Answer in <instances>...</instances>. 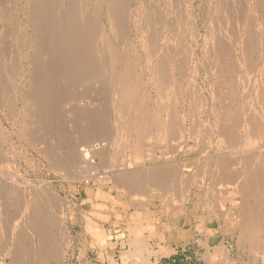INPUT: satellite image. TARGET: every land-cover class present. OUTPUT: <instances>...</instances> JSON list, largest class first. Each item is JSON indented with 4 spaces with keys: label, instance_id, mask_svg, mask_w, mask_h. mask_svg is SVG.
<instances>
[{
    "label": "rangeland",
    "instance_id": "rangeland-1",
    "mask_svg": "<svg viewBox=\"0 0 264 264\" xmlns=\"http://www.w3.org/2000/svg\"><path fill=\"white\" fill-rule=\"evenodd\" d=\"M110 1L0 0V264H264V0Z\"/></svg>",
    "mask_w": 264,
    "mask_h": 264
},
{
    "label": "bare ground",
    "instance_id": "bare-ground-1",
    "mask_svg": "<svg viewBox=\"0 0 264 264\" xmlns=\"http://www.w3.org/2000/svg\"><path fill=\"white\" fill-rule=\"evenodd\" d=\"M74 1H75V0H74ZM111 1H112V0H111ZM111 1H110V2H111ZM66 2H67V1H66ZM69 2H70V1H69ZM80 2H81V1H80ZM67 3H68V2H67ZM71 3H72V2H71ZM76 3H78V1H77ZM65 4H66V3H65ZM65 4H64V5H65ZM68 4H69V3H68ZM69 5L71 6V4H69ZM72 5H73V4H72ZM75 5H76V4H75ZM78 5H79V4H78ZM56 6H57V5H56ZM68 7H69V6H68ZM73 7H74V6H73ZM71 9H72V8H71ZM73 9H75V8H73ZM75 11H76V10H75ZM78 11H79V10H78ZM67 12H68V11H67ZM79 14H80V13H79ZM76 15H77V14H76ZM82 15H83V14H82ZM53 16H54V15H53ZM57 16H58V15H57ZM60 17H61V15H60ZM63 17H65V16H62L61 18H63ZM66 17H67V16H66ZM73 17H74V16H73ZM73 17H72V18H73ZM43 18H44V17H43ZM50 18H51V17H50ZM58 19H59V18H58ZM58 19H57V20H58ZM79 19H80V18H79ZM86 19H87V18H86ZM35 20H36V19H35ZM46 20H47V19H46ZM46 20H45V21H46ZM48 20H49V19H48ZM51 20H53V19H51ZM61 20H62V19H61ZM63 20H65V18H63ZM63 20H62V21H63ZM73 20H74V18H73ZM73 20H72V21H73ZM39 21H41V20L39 19ZM58 21H60V20H58ZM65 21H66V20H65ZM72 21L70 20V22H72ZM79 21H80V20H79ZM37 22H38V21H37ZM43 22H44V21H43ZM50 22H51V21H50ZM52 22H53V21H52ZM70 22H69V23H70ZM41 23H42V22H41ZM47 23H48V22H47ZM60 23H62V22H60ZM63 23H64V22H63ZM83 23H85V22H83ZM83 23H82V24H83ZM57 24H58V23H57ZM66 24H67V22H66ZM72 24H74V23H72ZM80 24H81V22H80ZM80 24H79V25H80ZM85 24H86V23H85ZM85 24H84V25H85ZM87 24H88V22H87ZM89 24H90V23H89ZM89 24H88V26H89ZM60 25H61V24H60ZM63 25H64V24H63ZM67 25H68V24H67ZM67 25H66V26H67ZM75 25L77 26V23H76V22H75ZM79 25H78V27H80ZM149 25H150V24H149ZM46 26H48V24H46ZM51 26H52V25H51ZM72 26H73V25H72ZM81 26H82V25H81ZM85 26H86V25H85ZM85 26H84V28H85ZM53 27H54V26H53ZM61 27H62V26H61ZM63 27H64V28H63ZM63 27H62V30H64V29H65V30H68V29H69L68 27H66V28H68V29H66V28H65V25H64ZM89 27H92V26H89ZM95 27H96V26H95ZM149 27H151V26H149ZM73 28H74V26H73ZM73 28L71 27V30H72ZM80 28H81V30H82V27H80ZM86 28H88V27H86ZM92 28H93V27H92ZM92 28H91V30H93ZM51 29H52V28H51ZM53 29H54V28H53ZM59 29H60V28H59ZM74 29H76V28H74ZM89 29H90V28H89ZM148 29H149V28H148ZM152 29H153V27H152ZM55 30H56V28H55ZM65 30H64V31H65ZM71 30H70V33H71ZM78 30H79V29H78ZM83 30H85V29H83ZM95 30H96V29H94V31H95ZM49 31H50V30H49ZM49 31H48V32H49ZM64 31H63V32H64ZM68 31H69V30H68ZM68 31H67L66 34H64L65 37H67ZM73 31H75V30H73ZM150 31H151V30H150ZM51 32H53V31L51 30ZM61 32H62V31H61ZM78 32L80 33V30H79ZM84 32H85V34H84ZM84 32H83L84 35H87V34L89 35L90 33L92 34L91 31H90L89 33L87 32V34H86V31H84ZM95 32H96V31H95ZM53 33H54V32H53ZM64 33H65V32H64ZM76 33H77V32H76ZM79 33H78V36H77L78 38L80 37V36H79ZM93 33H94V32H93ZM61 34H62V33H61ZM80 34H81V33H80ZM91 34H90V35H91ZM149 34H150V33H149ZM55 35H56V34H55ZM72 35H75V33H74V34L72 33ZM76 35H77V34H76ZM76 35H75V36H76ZM94 35L96 36V34H94ZM52 36H53V34H52ZM68 36H69V35H68ZM61 37H62V36H61ZM70 37H71V36H70ZM70 37H69V39H71ZM85 37H86V36H85ZM87 37H88V36H87ZM92 37H93V34H92L91 38H92ZM63 38H64V37H63ZM67 38H68V37H67ZM75 38H76V37H75ZM75 38L73 37V39H75ZM78 38H77V39H78ZM81 38H82V35H81ZM69 39H68V40H69ZM77 39H76V40H77ZM79 39H80V38H79ZM83 39H84V38H83ZM83 39H82V40H83ZM68 40H67V41H68ZM71 40H72V39H71ZM71 40H70V41H71ZM84 40H85V39H84ZM87 40L89 41V40H90V37H89ZM92 40H93V39H91V41H92ZM97 40H98V39H97ZM151 40H152V38H151ZM78 41H79V40H78ZM88 41L86 42V44L90 42V41H89V42H88ZM72 42H73V40H72ZM72 42H70V44H69V42H68L67 45H71ZM84 42H85V41H83V43H84ZM96 42H97V41L94 42L95 45H101V44H102L101 42H100L101 44H100V43L98 44V43H96ZM63 43H64V42H63ZM74 43H76V42H74ZM74 43H73V44H74ZM77 43H78V42H77ZM77 43L74 44L76 47L78 46ZM104 44H105V43H104ZM80 45H81V46L83 45V44H81V40H80ZM65 46H66V45H65ZM75 46L72 47V45H71V47H72L71 49H73V50L71 51V53L74 52V53H72V55L75 54V52H76V51H74V49L76 48ZM87 46H88V45H87ZM92 46H93V44L91 45V47H92ZM102 46H104V45H102ZM102 46H100V47H102ZM105 46H106V45H105ZM66 47H67V46H66ZM79 47H80V46H79ZM79 47H77V48H79ZM94 47H95V46H94ZM64 48H65V47H64ZM67 48H68V47H67ZM80 48H81V47H80ZM82 48L85 49V52H88V53H89L90 50L88 49V51H86L87 48H86L85 46L82 47ZM92 48H93V47H92ZM92 48H91V51H92V52L95 51V50H94L95 48H94L93 50H92ZM96 48H97V47H96ZM98 48H99V46H98ZM98 48H97L96 50H98ZM104 48H106V47H104ZM106 49H107V48H106ZM106 49H103V48H102V50H101V49H100V50H101V51H103V50L105 51ZM69 50H70V49L66 50V52H68ZM82 50H83V49H82ZM108 50H109V49H107V53H108ZM78 51H80V52H79L80 55H79V53H78V55H79L78 57L80 58V56H81V52H82V51H81L80 49H79ZM104 51H103V53H104ZM97 52H98V51H96L95 53H97ZM99 52H100V51H99ZM71 53H69V56H70ZM88 53H87V54H88ZM109 53H110V52H109ZM111 53H112V52H111ZM85 54H86V53H85ZM91 54H92V53H91ZM91 54H90V55H91ZM97 54H98V53H97ZM97 54H96V55H97ZM99 54H100L99 56L101 57V53H99ZM105 54H106V52L104 53V55H105ZM67 55H68V54H67ZM93 55H94V54H92L91 56H93ZM110 55H111V54H110ZM115 55H116V54H115ZM82 56H84V51H83V53H82ZM87 56H89V54H88ZM94 56H95V55H94ZM102 56H103V55H102ZM107 56H108V55H107ZM112 56H113V55H112ZM112 56L110 57V59H112ZM73 57H75V55H74ZM76 57H77V54H76ZM84 57H86V55H85ZM89 57H90V56H89ZM114 57H115V56H113V58H114ZM116 57H117V56H116ZM116 57H115V58H116ZM69 58H70V57H69ZM79 58H78V60H79V62H80L81 60H80ZM90 58H91V57H90ZM97 58H98V56H97ZM101 58H102V57H101ZM101 58H100V59H101ZM103 58H104V56H103ZM105 58H106V55H105ZM105 58H104V61H103L104 63H106L105 60H107V58H106V59H105ZM70 59H71V58H70ZM72 59H74V58H72ZM83 59H84V61H86L85 58H83ZM83 59H82V60H83ZM91 59H93V60H99V58L96 59V56H95V59H94L93 57H92ZM67 60H68V59H67ZM78 60L75 59L76 62H78ZM87 60H89V58H88ZM101 60H103V59H101ZM108 60H109V59H108ZM108 60H107V62H108ZM114 60H115V59H114ZM70 61H71V60H70ZM84 61H83V63H84ZM109 61H111V60H109ZM112 61H113V60H112ZM73 62H74V61H73ZM79 62H78V63H79ZM86 62H87V61H86ZM88 62H89V61H88ZM88 62H87V63H88ZM95 62H96V61L92 62V60H91V64L94 63V64H93L94 67H96V63H95ZM98 62L101 63L100 61H97V63H98ZM70 63H71V62H70ZM99 63H98L97 65H99ZM108 63H109V64H108V67H111V66H110L111 63H110V62H108ZM71 64H72V63H71ZM79 64H80V63H79ZM79 64H77L76 67H78ZM81 64H82V63H81ZM91 64H90V63L88 64L89 67H90ZM101 64H102V63H101ZM101 64H100V65H101ZM113 64H114V61H113ZM75 65H76V63H75ZM84 65H85V64H84ZM86 65H87V64H86ZM93 65H92V66H93ZM105 65H106V64H105ZM105 65H104V66H105ZM114 66H115V65H114ZM79 67H80V65H79ZM94 67H93V68H94ZM98 67H99V66H98ZM102 67H103V66H102ZM102 67H101V68H102ZM108 67H107V68L105 67V68L108 69ZM161 67H162V66H161ZM82 68H84V70H85L87 67H85V66L83 67V66H82ZM90 68H92V67H90ZM111 68H112V67H111ZM111 68H110V69H111ZM38 69H39V68H38ZM46 69H47V68H45V70L43 69V71H46ZM79 69L81 70V68H79ZM103 69H104V68H103ZM113 69H114V68H113ZM72 70H74V69H72ZM87 70H88V68H87ZM43 71H42V72H43ZM77 71H78V70H77ZM82 71H83V70H82ZM82 71H81V72H82ZM85 71H86V70H85ZM107 71H108V70H107ZM74 72H75V71H74ZM111 72H112V71H111ZM113 72H114V71H113ZM127 72H128V71H127ZM49 73H50V72H49ZM114 73H115V72H114ZM36 74H37V73H36ZM46 74H48V73H45L43 77L41 76L40 80H39L38 83L36 84V85H37V88H38V89H37V90H38L37 92H39L40 94H41V93H42V94L45 93L46 90H49V87L51 86V85H50L51 83H49L50 80H48L49 78L46 76ZM124 74H125V73H124ZM124 74H123V75H124ZM129 74H130V72H129ZM41 75H42V74H41ZM113 75H114V74H113ZM123 75H122V76H123ZM125 75H126V74H125ZM37 76H39V75H37ZM111 76H112V75H110V77H111ZM126 76H127V75H126ZM126 76H125V77H126ZM35 77H36V76H35ZM110 77H109V78H110ZM114 77H115V75H114ZM129 77H130V75H129ZM37 78H38V77H37ZM115 78H116V77H115ZM52 79H53V78H52ZM52 79H51V80H52ZM130 79H131V78H130ZM37 80H38V79H37ZM120 80H121V79H120ZM127 80H129V79H127ZM123 81H124V80H123ZM125 81H126V80H125ZM129 81H130V80H129ZM129 81H128V84H129ZM131 81H133V80L131 79ZM36 82H37V81H36ZM108 82H110V81H108ZM133 82H134V81H133ZM104 83H105V82H104ZM106 83H107V81H106ZM114 83H115V82H114ZM126 83H127V81H126ZM122 84H123V83H122ZM122 84H121V85H122ZM131 84H132V82L130 83V85H131ZM133 84H135V82H134ZM133 84H132V85H133ZM48 85H49V87H48ZM107 85H108V84H107ZM116 85H118V84H116ZM116 85L113 84L112 87H113V86H116ZM123 85H124V84H123ZM130 85H129V86H130ZM127 86H128V85H127ZM35 87H36V86H35ZM51 87H52V86H51ZM51 87H50V88H51ZM105 87L108 88V86H105ZM121 87H122V86H121ZM134 87H135V85H134ZM134 87H131V88H133V89L130 88V89H131V92H132V90H134ZM109 88H110V85H109ZM109 88H108V89H109ZM113 88H116V87H113ZM117 88H118V87H117ZM124 88H125V87H124ZM124 88H123V90H124ZM137 88H138V86H137ZM34 89H35V88H34ZM130 89H128V90H130ZM32 90H33V89H32ZM35 90H36V89H35ZM35 90H34V92H35ZM44 90H45V92H44ZM112 90H114V89H112ZM116 90H117V89H116ZM123 90H121V91H123ZM126 91H127V89H126ZM49 92H50V91H49ZM109 92H110V91H109ZM115 92H116V91H115ZM119 92H120V91H119ZM138 92H139V91H138ZM31 93H32V91H31ZM35 93H36V92H35ZM35 93H34V94H35ZM50 93H51V92H50ZM112 93H114V92H112ZM120 93H121V92H120ZM120 93H119V94H120ZM122 93H123V94H122ZM122 93H121L122 96H124V93H125V92L123 91ZM128 93H129V92H128ZM133 93H135V91H134ZM37 94H38V93H36L35 95H37ZM40 94H39V96H41V99H42L43 96L40 95ZM47 94H49V93H47ZM114 94H115V93H114ZM135 94H136V93H135ZM125 95H126V94H125ZM129 95H130V94H129ZM129 95H126V96L129 97ZM39 96H35V97H39ZM46 96H48V95H46ZM46 96H45V94H44V97H46ZM50 96H51V94H50ZM111 96H113V95H111ZM132 96H134V98H135V95L132 94ZM114 97H115V96H114ZM118 98H119V97H118ZM120 98H121V95H120ZM124 98H125V96H124ZM124 98H121V100H122V99L124 100ZM112 99H113V98H112ZM129 99H130V97H129ZM132 99H133V98H132ZM132 99L129 101L128 98H127L128 101H126V107L123 106V107H124L123 111L125 110V108H127L128 102H130L129 106L131 105V101H134V100H132ZM37 100H38V99H37ZM39 100H40V97H39ZM43 100H44V102H45V99H43ZM118 100H119V99H118ZM125 100H126V98H125ZM141 100H142V99H141ZM142 101H143V100H142ZM38 102H39V101H38ZM40 102H42V101L40 100ZM40 102H39V103H40ZM116 102H117V101H116V99H115V102H114V103H116ZM118 102H120V101H118ZM123 102H124V101H123ZM45 103H47V102H45ZM112 103H113V102H112ZM143 103H144V101H143ZM42 104H44V103L42 102ZM42 104H41V106H43ZM49 104H50V102H49ZM120 104H121V103H120ZM120 104H119V105H120ZM139 104H140V103H139ZM139 104H138V106H139ZM44 105H45V104H44ZM113 105H114V104H113ZM117 105H118V104H117ZM119 105H118V107H120V106L123 105V104H121L120 106H119ZM129 106H128V107H129ZM131 106H132V105H131ZM115 107H117V106H115ZM123 107H122V108H123ZM141 107H142V106L140 105V109H141ZM143 107L145 108L144 105H143ZM143 107H142V108H143ZM109 108H110V107H108V109H109ZM131 108H132V107H131ZM49 109H50V108H49ZM115 109H116V108H115ZM127 109L129 110V108H127ZM127 109H126V110H127ZM140 109H139V111H142V110H140ZM112 110H113V109H112ZM136 110H137V108H136ZM145 110H146V108H145ZM50 111H51V110H50ZM115 112H116V111H115ZM115 112H113V115H114V116H115V114L117 113V112H116V113H115ZM120 112H121V111H120ZM127 112H128V111H126V113H127ZM129 112H130V111H129ZM129 112H128V113H129ZM134 112H135V111H134ZM143 112H145V111L143 110ZM143 112H142V113H143ZM104 113H105V112H104ZM126 113H125V111H124L123 114L127 115ZM95 114H97V113H95ZM98 114H99V113H98ZM98 114H97V115H98ZM120 114H121V113H120ZM123 114H122V115H123ZM135 114H136V113H135ZM140 114H141V113H140ZM140 114H138V115H140ZM113 115L111 114L112 118H114ZM122 115H121V116H122ZM125 115H123V116L125 117ZM142 115H143V114H142ZM121 116H120V118H123V117H121ZM140 116H141V115H140ZM96 117H97V116H96ZM104 118L107 119V117H104ZM139 118H140V120H141L142 117H139ZM99 119H100V118H99ZM108 119H109V118H108ZM114 119H115V118H114ZM114 119H113V120H114ZM116 119H117V118H116ZM118 119H119V118H118ZM127 119H128V118H127ZM136 119H137V118H136ZM147 119H148V118H147ZM147 119H146L145 121H147ZM92 120H93V119H92ZM96 120H97V118H96ZM140 120H139V121H140ZM148 120H149V119H148ZM82 121H84V120H82ZM89 121H90V120H89ZM99 121H100V120H98V122H99ZM118 121H119V120H118ZM80 122H81V121H80ZM86 122H87V121H86ZM105 122H106V121H105ZM105 122H104V123L102 122V123L105 125L108 121H107L106 123H105ZM83 123H84V122H83ZM114 123H115V122H114ZM120 123H121V121H120ZM120 123H119V124H120ZM138 123H139V122H138ZM87 124H88V122H87ZM95 124H96V123H95ZM103 124H102V125H103ZM108 124H109V123H108ZM115 124H116V123H115ZM117 124H118V123H117ZM122 124H123V123H122ZM128 124H129V123H128ZM145 124H146V123H145ZM147 124H148V123H147ZM84 125H85V124H84ZM104 125H103V127H104ZM111 125H112V124H111ZM137 125H138V124H136V128H137ZM141 125H142V124H141ZM80 126H81V125H80ZM113 126H116V125H113ZM113 126H111V127L109 126V127L112 128ZM146 126H147V125H146ZM98 127H100V126H98ZM101 128H102V126H101ZM114 128H115V127H114ZM120 128H121V127H120ZM124 128H125V127H124ZM132 128H133V127H131L130 129L132 130ZM136 128H135V130H137ZM144 128H145V127H144ZM146 128H147V127H146ZM81 129H82V128H81ZM118 129H119V128H117V132H119ZM103 130H104L105 132H108V131H109V128H108V131H106L105 129H103ZM103 130H102V132L104 133ZM112 130H113V129H111L110 131H112ZM114 130H115V129H114ZM141 130H142V129H141ZM166 130H167V126H166ZM79 131H80V130H79ZM84 131H86V130H84ZM89 131H90V130H89ZM96 131H97V130H96ZM76 132H77V131H76ZM93 132H94V131H93ZM100 132H101V131H100ZM128 132H129V131H128ZM145 132H146V131H145ZM169 132H171V131H169ZM86 133H88V132H86ZM113 133H115V132H113ZM80 134H81V133H80ZM90 134H91V133H90ZM104 134L106 135V134H109V133H104ZM139 134H140V133H139ZM84 136H85V135H84ZM87 136H88V135H87ZM111 136H112V135H111ZM111 136L109 135V137H111ZM114 136H115V135H114ZM116 136H117V134H116ZM140 137H141V134H140L139 138H140ZM109 139H110V138H109ZM118 140H119V139H118ZM139 141H140V140H139ZM111 142H112V141H111ZM120 142H121V141H120ZM122 142H123V141H122ZM112 143H113V142H112ZM66 144H67V143H66ZM67 145H68V144H67ZM110 145H111V144H110ZM112 146H113V145H112ZM107 149H108V148H107ZM67 150H70V149L68 148ZM105 150H106V149H105ZM105 150H104V151H105ZM65 151H66V150H65ZM70 151H71V150H70ZM70 151H68V152L66 151V152L69 153V154H71ZM113 151H114V150H113ZM113 151H112V152H113ZM122 151H123V150H122ZM75 152H76V151H75ZM106 152H107V150H106ZM106 152H104V154H107L108 152H110V150H109L107 153H106ZM115 152H117V151H115ZM115 152H114V153H115ZM119 153H120V152H119ZM122 153H123V152H122ZM126 153H127V152H126ZM120 154H121V153H120ZM109 155H110V154H109ZM117 155H118V153H117ZM69 156H71V155H69ZM73 156H74V155H73ZM103 156H104V158L106 157L105 155H103ZM114 156H115V155H114ZM119 156H120V155H119ZM119 156H117V158H118ZM66 157H68V156H66ZM72 158H73V157H72ZM74 158H75V157H74ZM117 158H116V159H117ZM69 159H71V158H68V161H69ZM106 159H107V158H106ZM106 159H105L104 161H106ZM65 160H66V159H65ZM102 160H103V159H102ZM107 160H109V159H107ZM118 160H119V159H118ZM115 161H116V160H115ZM117 163H118V161H117ZM125 163H126V162H125ZM155 168H157V167H155ZM158 168H160V167H158ZM161 168H163V167H161ZM153 169H154V168H153ZM153 169H152V171H153ZM156 170H160V169H156ZM156 170H154V173L152 172L153 175H151L149 172H148V173L151 175V177L153 176V177H152L153 179H152V178H151V179L154 180L155 183H157V182L159 183L160 180H157V179H158V178L160 179L159 176H160L161 174H160V175H159V174H155V173H156ZM164 170H166V169L164 168ZM150 171H151V170H150ZM136 172H137V171H136ZM157 172H158V171H157ZM159 172H164V173H165V172H167V171H159ZM148 173H147V174H148ZM129 174H130V173H129ZM132 174L135 176L134 178H136L135 173L133 172ZM136 174H137V173H136ZM139 174H140V173H139ZM139 174H137V178L139 177L140 179H143L142 177H140L141 175H139ZM141 174H142V173H141ZM149 174H148V176H149ZM154 175H155V177H156L155 179H154ZM163 175H165V174H163ZM168 175H169V174H168ZM128 176H129V175H128ZM166 176H167V175H166ZM129 177H131V176H129ZM129 177H128V178H129ZM147 178H148V180H149V179H150V176L147 177ZM161 178L164 179V177H162V176H161ZM140 179H139V180H140ZM144 179H145V178H144ZM144 179H143V180H144ZM128 180H132V183H134V180H133V179L129 178ZM139 180H137V181H139ZM143 180H142V181H143ZM156 180H157V181H156ZM164 180H165V179H164ZM137 181H136V179H135V182H137ZM142 181H141V182H142ZM149 181L151 182V180H149ZM149 181H148V182H149ZM154 181H152L151 184H152ZM162 181H163V180H162ZM162 181H161V182H162ZM163 182H164V181H163ZM158 183H157V184H158ZM135 184H136V183H135ZM135 184H134V186H135ZM137 184H138V183H137ZM142 184H145V182L143 181ZM130 185H131V184H130ZM139 186H140V184H139ZM144 186H145V185H144ZM131 187H132V186H131ZM137 188H138V187H137ZM144 188H145V187H144ZM135 189H136V188H135ZM139 189H140V188H138V190H139ZM138 190H137V191H138ZM141 190H142V189H141ZM250 208H251V207H250ZM248 214H249V213H248ZM129 243H130V245H131V248H130V251L127 252V255H128V256H130V257H133V256H135V257H137V256H138V257H143V258H144V263H145V264H157V263H153V262H151V260H150V257H151L152 254L154 253V249L150 246V244H149V242H148V238H147L145 235L135 233L133 236H131V238H130V240H129ZM110 264H118V262H117V260H115V258H111V260H110Z\"/></svg>",
    "mask_w": 264,
    "mask_h": 264
}]
</instances>
